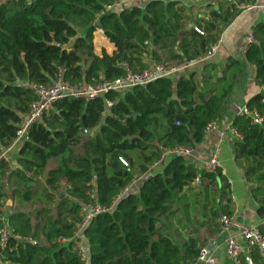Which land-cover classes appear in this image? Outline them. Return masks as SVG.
I'll use <instances>...</instances> for the list:
<instances>
[{
    "label": "trees",
    "instance_id": "1",
    "mask_svg": "<svg viewBox=\"0 0 264 264\" xmlns=\"http://www.w3.org/2000/svg\"><path fill=\"white\" fill-rule=\"evenodd\" d=\"M113 1L0 3V230L9 231L4 245L0 236L2 264H196L199 246L219 236L220 217L234 213L231 186L219 167L206 171L173 155L152 172L166 153L194 150L206 127L223 117L244 75L233 58L91 101L66 97L28 128L15 165L3 157L35 99L24 84L50 87L61 77L71 86H92L123 78L121 64L140 72L152 64L196 61L239 7L254 0H215L217 10L213 6L208 19L196 18L191 27L177 1L104 12ZM97 30L114 46L112 55L94 54ZM251 35L255 42L244 59L261 91L245 105L264 115V22ZM231 126L239 136L232 142L234 161L264 222V123L234 114ZM7 201L15 204L8 211ZM85 207L106 211L93 215L78 237ZM263 222L257 229L264 236ZM75 241L84 243L86 259ZM249 255L251 264H264L256 249ZM240 262L247 264L243 255Z\"/></svg>",
    "mask_w": 264,
    "mask_h": 264
},
{
    "label": "crops",
    "instance_id": "2",
    "mask_svg": "<svg viewBox=\"0 0 264 264\" xmlns=\"http://www.w3.org/2000/svg\"><path fill=\"white\" fill-rule=\"evenodd\" d=\"M151 0H125L123 2L124 7H140L143 8ZM163 2L177 1L186 10V14L189 17L188 27L194 24L196 18L208 19L209 12L215 6V0H161ZM254 8L251 10H242L233 21L223 29L218 42L214 45L215 50L212 56L207 61H202L203 56L200 58L201 62L191 66L189 68L182 69L183 71L199 72L204 66V62L212 63L218 66H222L228 58L238 60L244 69V75L239 80L234 89V93L226 107V111L223 117L217 122L216 128L206 134L203 142L192 150L186 157L193 161L198 166L202 167L207 162L209 157L219 148L218 159L219 168L222 173L228 178L232 200L235 205L236 219L238 222L245 225H254L262 223L256 215V206L250 197V186L244 182L243 170L238 163L234 161L232 142L220 143L221 133L227 134V126L231 124V117L237 107L246 106V102L256 93L261 90L254 84V69L249 66L244 59L246 45L244 38L251 32V29L261 21L262 7H264V0H254ZM243 6V5H241ZM241 6L239 8H241ZM217 8L216 6L214 9ZM217 10V9H216ZM103 43V44H102ZM94 54L101 56L102 52L108 55H112L114 52V46L103 36L102 32L97 30L93 36ZM199 59V60H200ZM148 62L151 63L150 60ZM22 139V138H21ZM21 139L16 141L11 149L3 153L4 158H10L12 164L15 165L14 159L17 149L20 147ZM173 156L171 153H166L162 160L152 168V172H159L163 166ZM131 191L136 192L138 190L137 184L130 188ZM10 207V204L7 203ZM221 244V236L214 238L207 243L212 249H216V262L215 264H232L231 260L227 256L225 249ZM2 264V263H0Z\"/></svg>",
    "mask_w": 264,
    "mask_h": 264
},
{
    "label": "built area",
    "instance_id": "3",
    "mask_svg": "<svg viewBox=\"0 0 264 264\" xmlns=\"http://www.w3.org/2000/svg\"><path fill=\"white\" fill-rule=\"evenodd\" d=\"M125 0H114L113 3L105 7L104 12H111L112 10L116 11L119 9ZM2 0H0V3ZM254 6L246 4L241 6L242 10H251ZM261 21L264 22V7H262ZM196 32H199L195 29ZM246 48L255 42L251 32L244 38ZM215 47L213 46L209 53L203 56L202 61H207L212 53L214 52ZM201 62V59L196 61H191L189 63H184L179 67L176 66H165L163 64H152L147 69L134 72L128 68L126 64H121V67L125 70V76L118 80L113 81H104L98 85H86L78 84L71 86L68 83L64 82L60 77L52 86L43 87L35 84H24V86L30 87L34 94L35 99L30 104L28 112L22 119L20 134L17 141H19L23 136L26 135L28 128L39 121L42 115L49 110L54 103L60 101L66 97H72L75 99H81L86 101L95 100L102 97L105 93L109 91L124 92L132 89L136 86H145L149 83L154 82L159 78L174 77L178 72L182 71L184 68H189ZM234 114H241L249 118L252 124L262 125L264 123V115H260L254 110L248 109L246 106L237 107L234 111ZM217 122L209 124L205 129V134L213 131L216 128ZM226 133H221L220 143L231 142L232 140L239 139V136L235 132L234 128L229 124L226 128ZM190 150L186 149H176L170 151L173 155H182L186 156L190 153ZM219 148H216L212 155L209 157L206 163L203 164L202 168L206 171H214L219 167L218 159ZM119 162L127 167V163L119 158ZM141 178H137L132 186L136 185ZM127 191V189L125 190ZM84 212L83 221L80 224L77 235L80 236L84 226L89 222L93 215L106 211L100 207L93 208H83ZM236 212L234 211L231 217L221 216L219 222L221 223V231L219 237L221 236V244L227 256L231 260L232 264H241V256L249 254L251 249H256L260 258L264 261V236L259 232L257 226L254 225H245L237 221ZM0 220L3 222L4 218L1 217ZM264 223V222H263ZM9 231L7 228H2L0 230L1 236V245H4ZM76 251L83 260L86 259V248L82 241H75ZM216 249H212L207 245L199 246V255L197 258L196 264H215L216 262Z\"/></svg>",
    "mask_w": 264,
    "mask_h": 264
},
{
    "label": "rangeland",
    "instance_id": "4",
    "mask_svg": "<svg viewBox=\"0 0 264 264\" xmlns=\"http://www.w3.org/2000/svg\"><path fill=\"white\" fill-rule=\"evenodd\" d=\"M122 7H123V5H122ZM235 89H236V87H235ZM23 138V137H22ZM173 157V156H172ZM57 165V164H56ZM55 166V165H54ZM49 167H51V165L49 166ZM41 191H39V193H40ZM7 203H9L10 204V207L7 205ZM7 203H6V206H7V211L9 210V209H12V208H14L15 207V204H13V202L12 201H7ZM24 210H34V206L33 205H31V204H24L23 206H21Z\"/></svg>",
    "mask_w": 264,
    "mask_h": 264
},
{
    "label": "water",
    "instance_id": "5",
    "mask_svg": "<svg viewBox=\"0 0 264 264\" xmlns=\"http://www.w3.org/2000/svg\"><path fill=\"white\" fill-rule=\"evenodd\" d=\"M217 8H215V10H216ZM111 12H114V10H112ZM69 47V46H68ZM234 115V114H233ZM27 140V136L25 135V136H23V138L21 139V142H24V141H26ZM244 258H245V260H246V263L247 264H251V261H250V255L247 253V254H245L244 255Z\"/></svg>",
    "mask_w": 264,
    "mask_h": 264
},
{
    "label": "bare ground",
    "instance_id": "6",
    "mask_svg": "<svg viewBox=\"0 0 264 264\" xmlns=\"http://www.w3.org/2000/svg\"><path fill=\"white\" fill-rule=\"evenodd\" d=\"M103 44V43H102Z\"/></svg>",
    "mask_w": 264,
    "mask_h": 264
}]
</instances>
